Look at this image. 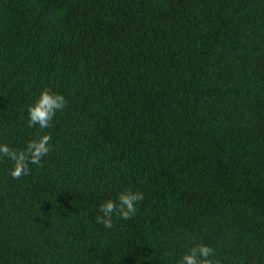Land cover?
I'll use <instances>...</instances> for the list:
<instances>
[{
  "label": "trees",
  "instance_id": "trees-1",
  "mask_svg": "<svg viewBox=\"0 0 264 264\" xmlns=\"http://www.w3.org/2000/svg\"><path fill=\"white\" fill-rule=\"evenodd\" d=\"M44 88L67 106L30 128ZM37 132L42 167L0 158V264H264V0H0V144Z\"/></svg>",
  "mask_w": 264,
  "mask_h": 264
},
{
  "label": "clouds",
  "instance_id": "clouds-1",
  "mask_svg": "<svg viewBox=\"0 0 264 264\" xmlns=\"http://www.w3.org/2000/svg\"><path fill=\"white\" fill-rule=\"evenodd\" d=\"M67 103L63 95L44 88L34 103L27 107V126L30 128L38 126L41 130L51 128L57 111H63ZM35 137L27 141L25 147L19 150L7 144H0V158H7L12 162L9 175L13 179L29 175L30 164L42 167V158L50 153L51 135H41L37 132ZM143 198V193L139 191L124 189L115 201L108 199L100 204L98 211L101 215L96 217V222L106 229H111L113 216L123 220L131 219L136 214V205ZM215 257V250L201 243L191 247L176 264H219V260Z\"/></svg>",
  "mask_w": 264,
  "mask_h": 264
}]
</instances>
